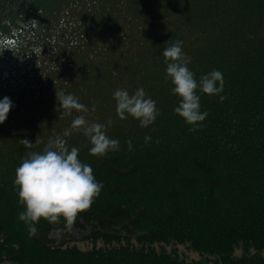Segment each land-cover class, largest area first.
<instances>
[{
  "label": "trees",
  "instance_id": "1",
  "mask_svg": "<svg viewBox=\"0 0 264 264\" xmlns=\"http://www.w3.org/2000/svg\"><path fill=\"white\" fill-rule=\"evenodd\" d=\"M175 40L197 80L223 73L225 98L200 94L208 116L196 131L173 111L181 98L162 53ZM140 87L159 108L148 127L116 113L113 92ZM57 91L85 104L89 122L106 124L119 151L90 155L89 139L71 127L81 113L60 116ZM5 96L14 106L0 124V177L59 137L79 149L103 188L71 223L41 219L29 236L14 221L17 186L0 182L8 219L0 223V264H207L168 250L176 245L212 264H264V0H0ZM156 176L172 181L157 192ZM153 193L160 196L150 201ZM86 225L93 230L80 240L50 237L70 238L72 226Z\"/></svg>",
  "mask_w": 264,
  "mask_h": 264
},
{
  "label": "clouds",
  "instance_id": "2",
  "mask_svg": "<svg viewBox=\"0 0 264 264\" xmlns=\"http://www.w3.org/2000/svg\"><path fill=\"white\" fill-rule=\"evenodd\" d=\"M182 45V40H175L163 49L162 54L167 62L166 75L173 84L171 91L181 98L173 111L191 126L189 131H196L203 127L208 116V112L201 109L200 94L217 95L223 100L225 97L220 94L224 89V78L219 69H213L197 80L188 67L191 58L183 51ZM56 95L62 109L60 116L71 114L73 109L81 113L72 120L71 127L82 131L89 139L92 145L90 155L105 156L110 151H119L120 141L107 135L106 124L88 121L83 113L89 109L76 96L58 91ZM113 98L117 115L121 119L130 115L139 121L141 127L154 124L159 115L156 101L146 95L142 87L132 93L126 88H117ZM13 106L9 97L0 99V124L5 122ZM151 139L150 135H145L144 142ZM24 143L26 146L33 144L28 139H24ZM127 145L132 151L130 139ZM13 184L17 186L18 203L23 205L17 218L27 225L29 236L37 233L36 225L42 218L51 223L63 217L71 223L79 212L92 205L103 188V182L96 179L91 165L79 158V149L75 146L69 149L66 141L59 137L50 138L42 151L27 153L15 169Z\"/></svg>",
  "mask_w": 264,
  "mask_h": 264
},
{
  "label": "rangeland",
  "instance_id": "3",
  "mask_svg": "<svg viewBox=\"0 0 264 264\" xmlns=\"http://www.w3.org/2000/svg\"><path fill=\"white\" fill-rule=\"evenodd\" d=\"M10 177H13V180H14V177H15V174H14V170H12L11 172H7L5 173V175H3L2 177H0V182H5L7 184L8 187H11L13 182H7L6 180ZM170 181H172V179H166L165 177H162V176H156V177H153L151 182H152V187L153 188H156L157 189V192H160L162 190V188H166V186L170 185ZM138 184H141V186H144V182L143 181H137ZM173 186V185H172ZM148 195V199L150 201H153L156 197H159L160 195L158 194H147ZM17 199L14 197H11V201H16ZM163 199L162 198H159L158 201H162ZM23 210V205L19 206L16 210V217H18V212ZM4 212L5 210L3 209H0V223L3 221V220H6L8 221V219L6 217L3 218V215H4ZM18 219V218H17ZM16 221V225L18 227L21 226V224H23L24 222L22 221H19V220H15ZM42 221H45L43 218H42ZM93 230L92 226L90 225H86V227L82 228V227H75V226H72L71 227V230H70V238L69 237H64L63 234L61 232H58V231H54L51 233L50 237L52 240L55 241V243H61L63 241V239H66V240H70V239H75V240H80L82 238H84L85 236H87L89 233H91ZM118 230L121 231V233L123 235H126L127 232L124 231L122 228H118ZM101 243H98V246H100ZM80 247L82 248H87V247H91V245H86V244H82L80 245ZM173 248H175L178 253L180 254V256L188 261H197V262H206L207 264H212L211 262H208L207 259L202 256L200 253L190 249L188 247V245H176V246H170L168 248V250H172ZM241 252L240 250H237L236 251V255H239ZM263 255H264V252H263ZM2 264H14L10 261H7V262H4Z\"/></svg>",
  "mask_w": 264,
  "mask_h": 264
}]
</instances>
